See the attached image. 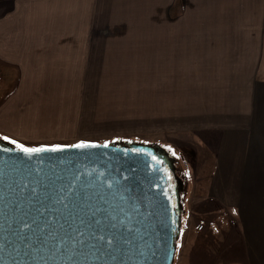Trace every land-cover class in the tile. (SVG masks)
Segmentation results:
<instances>
[{
	"label": "rangeland",
	"instance_id": "obj_1",
	"mask_svg": "<svg viewBox=\"0 0 264 264\" xmlns=\"http://www.w3.org/2000/svg\"><path fill=\"white\" fill-rule=\"evenodd\" d=\"M155 7L156 0H16L12 12L17 22L32 24L18 30L17 37H68L66 26L80 28V70L68 66L50 72L57 74L54 77H22L13 47L4 44L7 32L0 34V142L26 148L157 145L171 157L181 184L173 264H262L264 249H255L256 260L247 261L239 247L243 239L239 223L232 227L227 211L209 199L205 187L215 180V132L200 130L201 115L206 113L199 87H188L185 104L180 78L199 63L178 61L165 48L154 52L151 41L161 33L152 29L160 20L151 14ZM104 11L116 28L106 49L116 54L92 56L93 40L83 43L87 36L90 40L102 32ZM3 17L0 27L4 23L11 29L8 17ZM188 80L198 83L199 78Z\"/></svg>",
	"mask_w": 264,
	"mask_h": 264
},
{
	"label": "water",
	"instance_id": "obj_2",
	"mask_svg": "<svg viewBox=\"0 0 264 264\" xmlns=\"http://www.w3.org/2000/svg\"><path fill=\"white\" fill-rule=\"evenodd\" d=\"M85 144L29 155L0 142V264H173L181 188L174 205L167 152Z\"/></svg>",
	"mask_w": 264,
	"mask_h": 264
},
{
	"label": "crops",
	"instance_id": "obj_3",
	"mask_svg": "<svg viewBox=\"0 0 264 264\" xmlns=\"http://www.w3.org/2000/svg\"><path fill=\"white\" fill-rule=\"evenodd\" d=\"M164 2L156 0L151 13L160 19L152 29L161 30L151 41L153 50L166 49L178 61L199 63L180 78H184L185 104L188 87H199L206 113L201 115L200 130L215 132V183L209 181L205 189L209 199L231 216L232 227L239 223L243 238L239 247L251 261L255 249H264V0H167L166 7ZM15 8L16 0H0V18L7 16L11 24L8 30V24L2 23L0 34L7 32L4 44L13 47L14 64L23 71L22 77H54L56 73H49L68 66L80 70L78 26L65 27L68 37H17L18 30L32 24L17 22ZM102 19V32L90 40L87 36L83 44L93 40L92 56L98 52L108 57L116 54L106 49L116 28L106 11ZM191 77H198V83L188 80Z\"/></svg>",
	"mask_w": 264,
	"mask_h": 264
},
{
	"label": "flooded vegetation",
	"instance_id": "obj_4",
	"mask_svg": "<svg viewBox=\"0 0 264 264\" xmlns=\"http://www.w3.org/2000/svg\"><path fill=\"white\" fill-rule=\"evenodd\" d=\"M152 159L155 161V159L153 157H152ZM159 160H160V163L162 164L161 170H162L163 174L167 175V178H168V182H169V185H168L169 186V193H168V195L173 200L174 205H176L175 202H177V200L175 198V194H177V192L181 188L180 181L176 177V175H174L175 174L174 168H173V171H172V169H170V165L168 163V160L161 153H159ZM171 162H172V160H171Z\"/></svg>",
	"mask_w": 264,
	"mask_h": 264
},
{
	"label": "snow or ice",
	"instance_id": "obj_5",
	"mask_svg": "<svg viewBox=\"0 0 264 264\" xmlns=\"http://www.w3.org/2000/svg\"><path fill=\"white\" fill-rule=\"evenodd\" d=\"M3 139L7 140L8 138L7 137H3ZM10 143H13L15 144L16 142L15 141H9ZM17 148H19L22 152L26 153V154H33V153H36V152H40V151H46V149H35V148H26L22 145H16ZM74 147L76 148H87V147H95V145H86V144H77L75 145ZM104 147H108V145H104ZM61 149H52V151H60ZM109 243H111L109 241Z\"/></svg>",
	"mask_w": 264,
	"mask_h": 264
}]
</instances>
